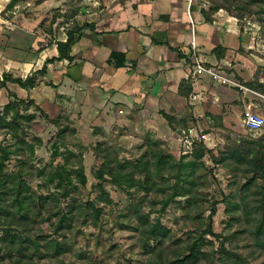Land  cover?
I'll return each instance as SVG.
<instances>
[{
    "label": "crops",
    "instance_id": "crops-1",
    "mask_svg": "<svg viewBox=\"0 0 264 264\" xmlns=\"http://www.w3.org/2000/svg\"><path fill=\"white\" fill-rule=\"evenodd\" d=\"M93 4L101 5L86 20L93 30L85 29L71 48L72 61L49 63L44 75L32 77L46 60L57 57L55 43L65 38L43 33L36 17L0 23L1 68H5L1 75L35 81L29 90L15 84L6 89L20 99L33 100L50 118L64 113L79 136L91 141L120 134L138 139L149 133L169 140L185 126L209 129L203 131L208 142L215 137L222 140L219 132L247 131L241 121L243 104L253 102L254 96L207 77L194 85L188 80L193 28L205 67H217L264 97L248 85L257 75L264 87V60L248 52L250 42L235 16L223 9L211 12L205 0H93ZM112 53L122 55L123 66L109 63ZM198 94L202 99L192 101ZM163 114L175 118L176 130Z\"/></svg>",
    "mask_w": 264,
    "mask_h": 264
},
{
    "label": "rangeland",
    "instance_id": "rangeland-1",
    "mask_svg": "<svg viewBox=\"0 0 264 264\" xmlns=\"http://www.w3.org/2000/svg\"><path fill=\"white\" fill-rule=\"evenodd\" d=\"M207 2L211 7L214 6L210 0ZM38 3L37 0H17L15 6L5 11L4 18L13 23L22 21L24 18L27 20L33 17L40 18L39 28L43 33L51 29L53 20L54 31L56 30L53 35L56 38H63L64 28L71 27L73 24L77 26L86 24V20L91 19L93 9L101 7L99 4L94 6L93 0H52L50 4L43 6ZM254 10L256 13L245 14L241 19H238L234 8H231L230 13L237 18L242 32L248 37L250 42L248 52L264 60V12H262L264 8L254 6ZM3 69L5 70L1 68L0 57V75ZM9 87L15 88V86ZM8 91L10 90L0 88V109L9 100ZM253 102L257 112L264 118V99L254 96ZM29 113H32V109ZM60 126L73 127L74 125L71 120L66 122L61 119ZM21 127L27 136L26 140L33 145V153L30 154L27 151L22 156H11L6 170L10 173L18 172L22 168L19 160L24 161L26 164L22 175L30 189L37 194L53 192L51 186L39 188L44 180L36 176V170L46 167L51 162L52 145L55 143L61 152L68 149L82 156L87 183L73 195L75 200L83 204L86 201H93L96 207L102 208V215L95 227L81 220L70 232L65 233L66 243L70 246L71 252L60 257L64 264H147L156 256L155 253L147 252V249L155 242L143 241L137 220L128 208L129 199L126 193L120 186L111 183L108 176H104L105 182L101 185L108 192L111 203L104 204L98 201V192L93 188V185L97 183L94 179V171L99 169L101 162L104 161L101 149L108 148V153L114 162L123 164L138 160L147 152L148 140L161 142L159 149L164 153L172 155L181 164L188 163L193 159V152L182 155L177 136L181 129H187L186 126L180 127L181 129L177 130L169 140L159 139L149 133L141 135L138 139L125 134L114 135L101 142L82 139L76 128L74 135L67 132L64 140L58 142L55 138L56 126L38 114H35V119L30 123H22ZM200 128L205 132L209 130L204 126ZM230 133L219 132L218 136L223 138L222 140L215 137L211 142L203 143L215 159L219 153L237 145L236 140L240 138L257 141L264 145V127L255 133L243 132V130L244 134L236 131H230ZM122 136L124 137L121 138ZM34 137L36 140L33 139ZM0 143L2 146H9L11 150L16 147L14 140L5 136L4 132H0ZM210 156L206 155L203 158L204 166L200 167L194 176L196 187L190 196L195 200L193 207L187 208L183 204L184 198L169 199L167 206L163 207L171 193L170 190H166L164 195L151 194L143 201L141 213L148 214L150 222L159 221L168 230L169 240L164 245L162 257L165 261L182 257L187 253L189 245L199 236H203L205 245L201 251L205 255L200 258L198 264H264V233L260 236L255 233L258 215L249 209L248 212H244L241 209L232 208L233 204L240 202L237 196L238 190L249 181L252 174L247 172L248 174L244 177L242 172H232L226 165L214 162ZM163 183L166 186H172L174 180L165 178ZM256 185L262 187L263 182L257 181ZM252 190H255V187H252ZM138 195L141 196L142 193ZM12 197L10 196L9 201L13 199ZM253 199L251 197L249 200L253 201ZM66 202L61 201L60 207L62 208ZM212 211L214 216L209 219L208 216ZM246 213L249 214L246 215ZM42 214V218L36 219L35 224L30 225L31 228L27 234L31 239L34 234L42 233L46 236L52 233L51 223L54 222V218L46 221L48 214L44 211ZM208 224L211 225L213 235L205 233ZM12 261L1 257L0 264H12ZM27 263L52 264L49 260H38L35 257L27 260Z\"/></svg>",
    "mask_w": 264,
    "mask_h": 264
},
{
    "label": "trees",
    "instance_id": "trees-1",
    "mask_svg": "<svg viewBox=\"0 0 264 264\" xmlns=\"http://www.w3.org/2000/svg\"><path fill=\"white\" fill-rule=\"evenodd\" d=\"M17 0H11L6 6L8 11L15 6ZM43 0H38L42 2ZM214 5L211 12L223 9L230 12L231 8L235 9L238 19L245 14L256 13L254 6L264 8V0H210ZM261 10V9H260ZM264 12V11H262ZM55 25L51 22V29L46 34L53 38ZM85 29L93 30L92 24H83L64 28L65 41H56L57 57L46 60L42 68L34 73L35 75H44L49 63L67 60L72 61L70 56L71 48L80 40ZM109 63L115 67L124 65L122 55L112 53ZM258 76L255 75L254 81L249 83V87L260 94L264 95V87L258 84ZM7 84H15L21 89L29 90L35 85L33 78L26 79L13 78L7 73L0 76V88L6 89ZM182 89L183 85L180 86ZM9 100L0 109V132L14 140L15 149L11 150L9 146H2L0 143V260L1 257L8 258L12 264H28L27 260L37 258L38 260H49L52 264H64L60 257L71 252L70 246L66 243L65 233L70 232L76 223L83 221L89 222L92 226L102 215V208L96 207L93 201L78 203L73 195L79 188L84 187L87 179L82 164V156L73 151L64 149L59 151V147L54 143L51 154V162L44 168L36 170V176L42 178L44 183L39 188L51 186L53 192L46 194H37L30 189L23 179V169L26 164L20 161L22 167L16 173L8 172L11 156H22L25 152L33 153L32 143L26 140L22 123H30L35 119V114L43 117L50 124L56 126L57 132L55 138L58 142L64 140L67 132L74 135L75 127L60 126V120L70 122L68 116L60 114L55 118H50L35 102L29 98L20 99L14 93L8 91ZM32 109V113H29ZM168 126L175 130L173 116L163 114ZM36 140V138H33ZM148 150L138 160L128 161L123 164H116L114 159L108 153V148H103L100 152L103 154V160L100 168L94 171V179L97 181L93 188L98 192V201L104 204H110L111 199L108 192L101 185L105 182V177L110 178L111 183L120 186L129 199L128 208L131 214L137 220L141 230L143 241H154V245L148 248V253H155L156 256L148 261L147 264H198L202 256L201 251L205 245L203 236H199L187 248V253L182 257L165 261L162 252L165 243L169 240L168 230L163 227L159 221L150 222L149 215L141 213L143 201L149 195L166 194V190L171 193L164 202L163 207L167 206L169 199L184 198L183 204L187 208L195 205V200L190 196L196 187L194 176L200 167H203L202 160L206 155L212 153L203 143L194 146L192 152V161L181 164L172 155L164 153L159 147L161 142L148 140ZM101 146V144H98ZM103 147V146H102ZM217 164H224L232 172H242L246 177L248 173L252 174L249 181L241 186L237 196L239 203L233 204L234 210H242L258 215L255 233L257 236L264 233V145L257 141L241 139L237 145L229 147L225 152L219 153L217 159L210 156ZM59 160V161H57ZM249 169V171H247ZM248 172V173H247ZM174 180L172 186H166L164 179ZM257 181L263 182L262 187L256 185ZM255 187V190H252ZM142 193V195H138ZM10 196H13L9 201ZM253 197V201L249 200ZM131 200L135 201L132 202ZM61 201H67L61 208ZM253 203V204H251ZM247 210V211H246ZM47 215L46 221L54 218L51 223L52 233L50 235L34 234L33 239L27 232L30 225L35 224L36 219L42 218V212ZM249 213H246V215ZM214 216L212 211L208 216L211 219ZM206 234L213 235L211 225L206 226ZM62 238V240H58ZM222 251V249H221Z\"/></svg>",
    "mask_w": 264,
    "mask_h": 264
},
{
    "label": "built area",
    "instance_id": "built-area-1",
    "mask_svg": "<svg viewBox=\"0 0 264 264\" xmlns=\"http://www.w3.org/2000/svg\"><path fill=\"white\" fill-rule=\"evenodd\" d=\"M207 1V0H205ZM6 4L1 5L0 3V23L6 24L7 21L4 18L6 6L9 4V0H5ZM190 48H191V64L190 71L188 74V80L192 82V84H196L198 79L202 77L210 78L218 85L230 86L237 88L242 95H252L256 97H260L264 99V97L258 95L253 92L245 85L237 82L236 80L230 78L225 73H223L217 67H205L203 62L201 61L198 55V49L195 43L194 37V29H191V40H190ZM202 99L201 94L193 95L191 97L192 101H200ZM241 121L243 127L251 132L255 133L260 131L264 127V118L257 112L256 106L252 101H246L243 104V111L241 115ZM207 135L199 128L194 127L190 129L183 130L178 136V143L182 152V155H189L192 153L194 146L198 143H206L208 142Z\"/></svg>",
    "mask_w": 264,
    "mask_h": 264
}]
</instances>
